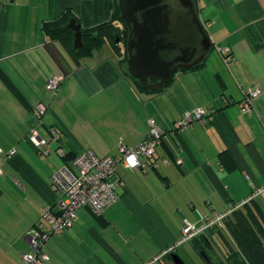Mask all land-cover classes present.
<instances>
[{
  "label": "crops",
  "instance_id": "1",
  "mask_svg": "<svg viewBox=\"0 0 264 264\" xmlns=\"http://www.w3.org/2000/svg\"><path fill=\"white\" fill-rule=\"evenodd\" d=\"M112 2L0 0V150L14 151L0 160V264H23L31 252L26 232L45 208L58 210L51 181L58 170H74L84 152L114 157L120 143L138 146L150 121L166 132L152 160L141 157L144 167L135 170L118 166V200L101 215L80 209L72 227L46 243L44 264H147L181 238L185 220L225 212L264 186V0H194L213 50L161 93L127 77L108 43L74 55L46 32L62 18L96 28L110 20ZM218 48L230 49L228 63ZM56 75L66 79L52 95L47 83ZM254 88L260 94L244 112L238 103ZM38 104L48 108L42 119ZM200 108L213 113L210 123L172 133L176 121ZM32 130L48 143V154L30 142ZM249 208L253 228L264 230V193L238 210ZM206 238L225 255L241 253L226 224ZM206 238L177 254L192 256Z\"/></svg>",
  "mask_w": 264,
  "mask_h": 264
},
{
  "label": "built area",
  "instance_id": "2",
  "mask_svg": "<svg viewBox=\"0 0 264 264\" xmlns=\"http://www.w3.org/2000/svg\"><path fill=\"white\" fill-rule=\"evenodd\" d=\"M222 59L228 63L230 60L229 48H218ZM66 77L56 75L49 79L47 91L54 95L58 93ZM258 88L249 89L243 100L238 103L244 112L253 109V100L258 97ZM47 106L38 104L34 111L38 119H42ZM213 113H207L203 109H196L185 113L181 119L173 125V134H181L190 130L194 124L207 125L213 119ZM150 131L147 138L138 146L129 148L123 143L119 145V155L114 157L99 158L93 152H84L73 161L74 170L63 167L51 178L54 189L60 194L57 202V211L52 208H45L42 211L41 221L26 232V238L31 246V252L22 255L23 264H44L48 256L44 253V247L52 236L61 234L70 229L76 220L77 213L84 207H89L97 215L103 214L111 205L118 200L115 183L112 177L116 173L118 166L135 170L144 167L140 158L152 160L156 153L157 146L161 143L165 131L157 128L154 121L149 122ZM29 140L33 146L39 150L44 148V154H48V143L41 139L35 130L29 134ZM14 154L2 153L0 150V160ZM178 163H181L179 160ZM157 167V164H153ZM0 174L2 170L0 169ZM264 193V186L258 188L254 193L241 203L225 212L213 213L209 217L202 218L197 223L185 220L182 228V236L175 243L165 248L158 256L147 264H156L164 257L177 253L178 249L186 243L193 242L203 234L212 229L224 226L225 220L236 210L248 204L250 201Z\"/></svg>",
  "mask_w": 264,
  "mask_h": 264
},
{
  "label": "water",
  "instance_id": "3",
  "mask_svg": "<svg viewBox=\"0 0 264 264\" xmlns=\"http://www.w3.org/2000/svg\"><path fill=\"white\" fill-rule=\"evenodd\" d=\"M121 20L128 27L127 72L140 85L163 92L173 77L203 64L214 44L194 0H118ZM74 47L81 49L82 26L71 20ZM176 264H184L172 255Z\"/></svg>",
  "mask_w": 264,
  "mask_h": 264
},
{
  "label": "trees",
  "instance_id": "4",
  "mask_svg": "<svg viewBox=\"0 0 264 264\" xmlns=\"http://www.w3.org/2000/svg\"><path fill=\"white\" fill-rule=\"evenodd\" d=\"M68 23L69 21H66V18H62L54 23L46 24L45 29L53 40L64 43L74 55H90L95 49H99L102 45L108 43L113 48L118 58L124 55L125 58L119 60L120 66L123 67L124 63H127V40L129 31L126 24L121 20L118 0H113L112 2V11L109 21L96 28L82 30L83 47L81 49H75L74 32L67 29L66 25ZM202 65L203 64L200 66ZM123 71L127 77L143 88L137 80L130 77L127 68ZM231 217H233V219L229 220ZM255 220L256 216L251 209L248 214L236 210L225 220L224 224L228 226L231 236L236 240L241 251L238 256H235V264H264V242L262 240L264 230L259 229V232H261L260 234L253 228L251 222H255ZM212 230L203 234L194 240V242H200V240L206 238L208 233L210 234Z\"/></svg>",
  "mask_w": 264,
  "mask_h": 264
},
{
  "label": "flooded vegetation",
  "instance_id": "5",
  "mask_svg": "<svg viewBox=\"0 0 264 264\" xmlns=\"http://www.w3.org/2000/svg\"><path fill=\"white\" fill-rule=\"evenodd\" d=\"M206 240H207L206 241L207 243L204 242L203 243V247L197 249V251L193 254L194 257L196 256V258L201 259L203 264H214V262L211 259L208 258V256H207L208 254L206 253V251H207L208 253L212 254V257L213 256L217 257L218 264H235V256H232L231 254L230 255H225L223 252H221L222 250H221V246L220 245L218 246V244H216L215 242L209 240L208 238H206ZM223 241H225V242H223ZM223 241H222L223 244L227 243L226 242L227 240L223 239ZM191 243H193V242H191ZM172 255H178V254L175 253V254H172ZM172 255H169L168 259L170 260L171 264L172 263L176 264L171 258ZM200 255H201V257H199ZM179 257L183 261L184 264H189V262L190 263L193 262L192 260L194 259L193 256H190L188 258L181 257V256H179ZM161 262H162V260L159 261L156 264H160ZM167 263H169V261ZM162 264H163V262H162Z\"/></svg>",
  "mask_w": 264,
  "mask_h": 264
},
{
  "label": "rangeland",
  "instance_id": "6",
  "mask_svg": "<svg viewBox=\"0 0 264 264\" xmlns=\"http://www.w3.org/2000/svg\"><path fill=\"white\" fill-rule=\"evenodd\" d=\"M124 58H125L124 55H122V56H121L120 58H118V59L122 60V59H124ZM127 59H128V57H127ZM125 60H126V59H125ZM126 68H127V63L125 62L124 65H123V67H122V69H123V70H124V69L126 70ZM206 253L208 254V255H207L208 258L211 259V260L214 262V264H218V261H217L218 259H217L216 256H213V257H212V254L208 253L207 251H206ZM192 256H193V255H192ZM199 257H201V255H200ZM193 258H194V259H193L192 261H193L194 263L191 262L192 264H203L202 261H201V259L196 258V256H195V257L193 256ZM168 261H169V263H166V262H165V264H171V262H170L169 259H168ZM168 261H167V262H168ZM191 263L189 262V264H191ZM172 264H173V263H172Z\"/></svg>",
  "mask_w": 264,
  "mask_h": 264
}]
</instances>
